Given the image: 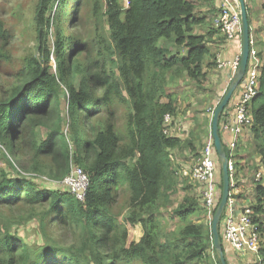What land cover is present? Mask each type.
<instances>
[{
    "label": "trees",
    "instance_id": "trees-1",
    "mask_svg": "<svg viewBox=\"0 0 264 264\" xmlns=\"http://www.w3.org/2000/svg\"><path fill=\"white\" fill-rule=\"evenodd\" d=\"M71 1L40 0L35 16L40 56L11 67L16 82L0 97V155L15 174L0 167V205L31 206L38 234L29 244L17 227L0 229V264H221L212 230L201 223L209 215L199 204L203 200L187 196L170 208L179 191L172 154L183 140L164 134L165 116L177 113L172 102L163 100L170 70L178 66L193 81L207 79L206 70L217 68L220 45L226 42L200 17L199 2L210 1L79 0L81 10L90 4L96 19L104 17L109 31L105 54L91 62L74 59L82 42L62 31ZM203 26L206 32L199 31ZM168 42L178 52L170 54ZM236 43L240 53V35ZM11 45L0 19V63L10 65ZM259 58V92L251 107L254 148L246 152L248 143L243 151L248 162L256 155L264 168V47ZM101 88L103 98L94 96ZM116 96L131 106L126 140L117 131ZM73 167L89 176L83 202L40 180L62 183ZM124 187L130 201L122 216L115 209ZM255 191L260 213L264 185ZM169 208L178 226L167 232L162 223ZM139 226L142 237L130 242L129 227ZM220 233L228 263L231 252L221 227Z\"/></svg>",
    "mask_w": 264,
    "mask_h": 264
},
{
    "label": "rangeland",
    "instance_id": "rangeland-1",
    "mask_svg": "<svg viewBox=\"0 0 264 264\" xmlns=\"http://www.w3.org/2000/svg\"><path fill=\"white\" fill-rule=\"evenodd\" d=\"M39 2L40 0H0V19L4 22L6 30L9 32L12 41V45L7 49V53L11 58L10 65H7L6 62L0 63V97L3 96L4 93L8 92L9 88L16 82L13 77L15 71H13L11 67L14 65V68H18V66L22 65V62L30 56H40V52H38V35L35 24V16ZM78 2L79 0H72L70 2L68 7L69 12L64 19L62 31L66 34V36L71 35L79 38L82 42L81 48L75 53V56L73 55L74 59L82 60L84 58H89V62L95 61L100 57V54H105L104 45L110 44L108 27L104 29L102 25V23L105 24L103 16L101 17V21L93 16L90 4H88L83 11L80 9L81 2ZM212 3L213 6L216 7L214 2ZM252 4L253 7L256 8L255 10L257 13L251 12L249 14L251 15V21H260L259 23H261L260 31L258 33L255 31V34L252 33V35L256 42V46L258 48L257 50L261 51L264 47L263 0H252ZM126 5L127 2H125V6ZM103 12H105V9ZM54 14L55 11L53 12V15ZM258 16L259 18H257ZM215 17V15L211 16L207 24H210V26L214 25ZM205 28L206 27L203 26L199 29V31L202 32ZM204 32L206 31L204 30ZM220 37L223 38V36L219 34L218 38ZM51 40H55L54 36H52ZM165 46L169 50L170 54L178 52L177 47L172 42L165 43ZM220 46L223 52L226 48L225 42L221 43ZM67 51L69 52V50ZM208 60L209 62H213L212 58H209ZM72 61L74 62V60ZM52 65L55 67L54 60L52 61ZM71 66L72 64L69 65L68 68ZM219 71L221 72L218 68L209 69L208 72L206 70L205 74H207V79L203 76L199 78V81H193L184 72H180L178 66L171 69L167 75L168 83L163 100L165 102H172L177 108V113L175 116L172 115V118L174 124L181 127V135L177 136V138H181L183 140L182 146L176 148L172 154V165L175 170H178L177 179L179 186L177 190L179 191H176V195H172L171 198L173 204L170 208H177L180 204L184 203V199L187 196L192 198L197 197V202L202 200V197L200 196V188L191 178V172L192 168L200 158L201 151L205 146L206 140L212 134V119L216 109L215 104L221 102L230 85L231 80H229L227 75H225L224 71H222L221 74L223 82L222 84H219ZM213 75H216L215 78L218 80L217 83L215 82V78L213 80ZM104 91L105 90L101 88L93 94L98 98H103ZM125 95L127 96L126 93ZM112 100L114 102L113 110L118 116L117 131L121 137L126 140L128 131L127 116L130 114L129 108L131 106L129 102L121 96L112 97ZM89 124L90 123H88L87 126ZM252 136V132L250 134L247 133L244 139L245 145L249 143L246 150L249 154L253 153L252 148H254ZM240 148H242V146ZM240 151L243 150L240 149ZM246 152L244 151L245 158ZM255 156L256 155H253L252 161L249 162L252 170L257 167L259 161V159ZM6 164L7 161H5L2 158V155H0V167H6ZM218 164L219 178L221 180V184H223L222 164L220 161ZM239 167H237L238 173L241 172ZM7 170L13 174L8 168ZM26 178H34L33 181L36 183V178L32 175H26ZM40 180L46 186L54 190H66L62 183L55 182L47 177L40 178ZM129 201L130 195L128 189L124 187L118 198V205L115 209V213L117 214L119 212L122 216L124 214L126 215ZM199 204L202 208H206L203 201H199ZM170 208L166 209L164 211L165 214H163L164 221L162 223V227L167 232L175 230L178 226L177 222L172 220ZM257 215L263 216L264 209L262 212L257 213ZM34 217L35 216L31 206L19 204L0 205V229H4L6 226H9V228L12 226L17 227V231L21 235L22 239L29 244H33L36 240H38V234L36 233L37 226L35 222H33L36 221ZM213 219L214 217L211 219L207 217L206 220L201 221V223L203 222L206 224L208 229L211 231ZM129 229L130 242H134L139 239V236L143 233L140 226L136 228L129 227ZM262 231V246L264 247V229ZM245 259L246 256L238 258V261L240 264H248L249 261ZM205 264H212V262L209 261Z\"/></svg>",
    "mask_w": 264,
    "mask_h": 264
},
{
    "label": "built area",
    "instance_id": "built-area-1",
    "mask_svg": "<svg viewBox=\"0 0 264 264\" xmlns=\"http://www.w3.org/2000/svg\"><path fill=\"white\" fill-rule=\"evenodd\" d=\"M209 1L214 2L217 8L214 21L215 28L225 38V45L233 46L239 35L242 38L241 12L238 1ZM257 49L256 42L252 37L247 73L220 119L221 138L229 159L230 173V195L220 227L226 247L231 253L233 252L236 259L249 257L248 264H264L262 253L264 248L262 246L264 215L258 216L255 211L257 206V192L255 190L258 185H264V168L259 162L253 177L255 200L248 204L241 201L240 197L244 195V189L243 186H240L237 178L238 153L247 133H251L253 125L251 107L259 92L262 62ZM241 58V52L231 58L224 57L222 54L218 55L217 68L229 72L230 83L239 71ZM173 124L172 116L170 114L165 116V135L173 134L174 137L181 135V127ZM217 160L219 158L211 134L191 172V178L200 188V196L209 212L208 217L210 219L214 216L213 212L218 208L222 197ZM89 184L88 174L80 167H73L70 174L62 182L65 189L74 194L80 202L85 200Z\"/></svg>",
    "mask_w": 264,
    "mask_h": 264
},
{
    "label": "water",
    "instance_id": "water-1",
    "mask_svg": "<svg viewBox=\"0 0 264 264\" xmlns=\"http://www.w3.org/2000/svg\"><path fill=\"white\" fill-rule=\"evenodd\" d=\"M240 6L241 12V32H242V46H241V65L238 73L234 76L232 82L229 85L227 92L222 98L221 102L217 105L212 119V136L215 143V148L218 154L219 161L222 164V175H223V191L222 197L215 213L212 222V235L214 248L219 254L221 264H228L225 258V253L223 249V243L221 240L220 233V223L222 216L228 204L230 195V173H229V159L226 153V149L220 134V119L226 109L230 104L232 97L241 85L249 65L250 51H251V26L249 22L248 8L246 0H237Z\"/></svg>",
    "mask_w": 264,
    "mask_h": 264
},
{
    "label": "crops",
    "instance_id": "crops-1",
    "mask_svg": "<svg viewBox=\"0 0 264 264\" xmlns=\"http://www.w3.org/2000/svg\"><path fill=\"white\" fill-rule=\"evenodd\" d=\"M246 2H247L248 14H250L251 12L257 13V11L255 10L256 8L253 7L252 0H246ZM198 10H199L200 17L206 18L207 21L210 20L211 16H213V15L216 16V12H217V9H216V7L213 6L212 2H209V3L199 2V9ZM250 18H251V15H250ZM257 18H259V16ZM259 22L251 21L252 33L255 34V31H257V33L260 31V29H261L260 24L261 23H259ZM225 47L226 48L222 52V54L224 55V57L230 58L231 56L237 54L238 48L240 46L237 43H235L233 46L232 45L228 46V44H227V45H225ZM224 72H225V75H227V77L229 78V72H227V71H224ZM221 74H222V70H221L220 75H219V84H222V82H223ZM215 77H216V75H213V80ZM215 82L216 83L218 82V80H216V78H215ZM241 144H242V148H240V149L243 150V148H245V144L244 143H241ZM238 157H240L241 166L239 167V170H241V172L238 173L237 178H238L240 186H243V189H244V195H241L240 198H241L242 202H244L245 204H248V203L253 202L255 200V196L253 195L254 194V185H253V179L254 178L253 177H254V171L256 168L254 170H252L251 168H248L249 166H251V164L245 158L244 151H239ZM141 233H142V231H141ZM142 235H143V233L139 236V239L135 240L134 242H138L140 240V238L142 237ZM247 260L249 261V257L247 258ZM228 263L229 264H240L238 259L235 258L233 252L230 253V255H229Z\"/></svg>",
    "mask_w": 264,
    "mask_h": 264
}]
</instances>
